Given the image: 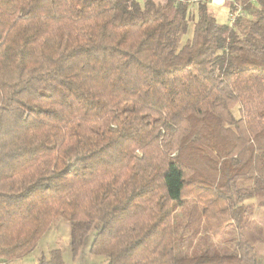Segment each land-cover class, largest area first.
I'll use <instances>...</instances> for the list:
<instances>
[{
    "label": "trees",
    "instance_id": "16d2710c",
    "mask_svg": "<svg viewBox=\"0 0 264 264\" xmlns=\"http://www.w3.org/2000/svg\"><path fill=\"white\" fill-rule=\"evenodd\" d=\"M209 1L0 0V261L62 219L72 258L92 233L105 264H258L264 0H222L223 24ZM189 199L234 253L179 256Z\"/></svg>",
    "mask_w": 264,
    "mask_h": 264
},
{
    "label": "rangeland",
    "instance_id": "374dc122",
    "mask_svg": "<svg viewBox=\"0 0 264 264\" xmlns=\"http://www.w3.org/2000/svg\"><path fill=\"white\" fill-rule=\"evenodd\" d=\"M142 2V0H137ZM208 6L214 12L218 23H232L233 19L239 15H230L229 10L223 5L222 0H212ZM234 16V17H233ZM230 19V20H229ZM191 29L183 36L182 42L190 38ZM236 116V113H234ZM264 195H260L248 202L251 213L249 220L251 225L258 231L243 230L244 237L255 248L258 255V264H264ZM201 206L193 200H186L179 207L173 218L175 230V241L180 254L188 255L193 253V249H201L207 246L209 249L219 254H232L236 249L237 232L232 225L227 226L225 233L218 239L212 237L205 228V222L201 215ZM92 240V233L87 236L76 258H72L69 250V225L66 221L58 219L53 222L50 229L43 235L37 243L32 254L22 261V264H37L41 255H48L53 249L62 252L64 264H105L103 257L88 254V249ZM180 245V246H179ZM190 245V246H189ZM188 253H187V251Z\"/></svg>",
    "mask_w": 264,
    "mask_h": 264
},
{
    "label": "crops",
    "instance_id": "0c3cea01",
    "mask_svg": "<svg viewBox=\"0 0 264 264\" xmlns=\"http://www.w3.org/2000/svg\"><path fill=\"white\" fill-rule=\"evenodd\" d=\"M26 258H28V257H26ZM26 258L21 259V260H17V261H6V262L0 261V264H22V261L25 260Z\"/></svg>",
    "mask_w": 264,
    "mask_h": 264
}]
</instances>
